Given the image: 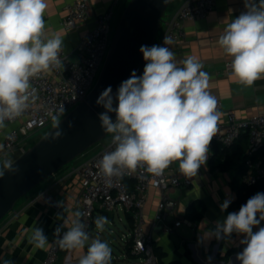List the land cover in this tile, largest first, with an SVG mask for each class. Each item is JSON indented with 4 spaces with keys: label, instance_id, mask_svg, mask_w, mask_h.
I'll list each match as a JSON object with an SVG mask.
<instances>
[{
    "label": "clouds",
    "instance_id": "1",
    "mask_svg": "<svg viewBox=\"0 0 264 264\" xmlns=\"http://www.w3.org/2000/svg\"><path fill=\"white\" fill-rule=\"evenodd\" d=\"M47 7V0H0V128L5 127V121L21 116L30 99H35L31 79L53 66H62L59 54L63 40L58 35L45 37ZM245 9L226 26L218 43L231 57L230 68L236 81L251 87L264 78V0H245ZM170 43L171 38L164 36L165 46L142 45L139 51L146 62L143 74L137 76L133 71L115 95L109 86L96 101L105 109L99 114L100 127L112 134L115 145L97 164L107 178L138 166L159 176L174 162L179 163L180 174L193 178L206 165L209 146L218 132L217 101L208 91L209 75L202 70L203 65L188 56L181 62L183 66H178L174 52L166 46ZM60 111L63 113L64 109ZM109 113H115V122ZM52 120L55 131L51 139L55 141L64 132L58 117L53 116ZM13 165L6 160L3 169L18 172ZM3 169L0 177L5 174ZM230 203L226 199L221 210ZM73 215L67 231L62 233L66 221L54 230L53 242L68 250L84 249L87 244L79 264H111L109 244L98 237L90 238L80 219L82 214L77 211ZM261 221L264 193H256L238 212L216 222L215 229L204 233L201 239L242 234L244 247L236 259L240 264H264V227L253 231ZM94 223L98 232H103L109 222L107 217L99 216ZM30 242L40 249L49 245L39 227L32 230Z\"/></svg>",
    "mask_w": 264,
    "mask_h": 264
},
{
    "label": "built area",
    "instance_id": "2",
    "mask_svg": "<svg viewBox=\"0 0 264 264\" xmlns=\"http://www.w3.org/2000/svg\"><path fill=\"white\" fill-rule=\"evenodd\" d=\"M91 1L74 0L66 4L63 8L64 17L60 22L61 27L73 30L81 22L86 21ZM122 1L113 0L108 11L96 19L94 26L81 38L75 48L69 51L62 47L59 54L61 67L53 66L49 71L31 79L32 88L35 89V99H30L28 107L21 116L5 121V125L10 126V129L5 132L3 143L0 145V165H4L6 160L13 162L12 155L25 152L27 139L53 125V116H57L60 121L86 100L107 60L114 38V10ZM216 6L217 0H179L174 12L168 18H164L161 25L163 32L158 45L165 46L164 36L171 38V43L166 45L171 50L185 44L186 23L208 18ZM226 74L233 76L230 64ZM216 101V111L219 113L222 102ZM61 108L64 109L63 113L60 111ZM217 127L218 132L213 137L209 149H214L215 146L232 147L240 138L246 136L249 150L242 182L248 187L264 182V160L257 157V153L264 148V115L257 114L242 119L236 112H232L225 121H218ZM108 136H110L108 141L104 139L97 143V150L82 157L68 175V177L76 176L81 187L80 219L85 224L87 232L93 230L97 233L94 223L97 217L112 218L111 223H113L115 216H120V211H123L127 218V232L121 237L123 258L134 261V264H161L155 251L154 235L146 228L145 209L149 191L154 188L161 192L152 223L153 229L161 227L168 234L175 233L182 226L196 230L197 222L185 215H179L180 202L171 196L176 190L190 188L194 182L193 178H185L180 174L178 162L172 163L159 176L138 166L135 170L124 169L121 175L107 178L101 173L97 164L105 152L114 150L112 134ZM201 173L199 169L198 174ZM39 201L56 210L61 209L62 206L52 195L51 187L36 196L34 202ZM129 217L132 218V224L128 220ZM4 220L0 222V239ZM67 229H62V233ZM53 241L54 238L50 241L41 264H59L61 253L66 249H61ZM127 246L130 247L132 256H136L135 258L128 255Z\"/></svg>",
    "mask_w": 264,
    "mask_h": 264
},
{
    "label": "crops",
    "instance_id": "3",
    "mask_svg": "<svg viewBox=\"0 0 264 264\" xmlns=\"http://www.w3.org/2000/svg\"><path fill=\"white\" fill-rule=\"evenodd\" d=\"M72 1L74 0H47L48 7L44 13L45 37L58 35L63 40V47L69 51L78 45L81 38L94 26L96 19L106 13L113 3V0H92L87 20L81 22L76 29L66 30L61 27L60 22L64 17V6ZM127 2L128 0H123L114 10L113 24L122 16ZM177 5L178 3L173 6L169 16ZM244 11L245 0H217L216 9L208 18L186 23L185 44L172 49L178 66H183L181 62L188 56L196 58L203 65L202 70L209 75L208 91L216 100L222 102L219 121H225L232 112H236L242 119L257 114L264 115V78L247 87L238 83L234 76H228L226 71L231 63V57L224 53L218 43L226 26ZM9 129L10 126L6 125L0 128V145L3 143L5 132ZM248 146V138L243 136L229 148L228 153H237ZM21 154L20 152L15 154L13 161ZM214 157V149H209L206 165L201 166V174L193 177V185L171 194L180 202L181 216H187L188 209L196 201L204 202L206 209L203 218L197 222L196 230L182 226L175 233L168 234L161 227L153 229L152 223L161 192L154 188L149 191L145 209L146 228L154 235L155 247L165 253L164 264H240L236 254L243 250L240 249L244 246L241 244V240L244 239L242 234L233 233L230 237L222 236L221 239L214 236L211 239H201L204 233L215 229L216 222H223L229 213L239 211L230 207L237 198L231 186L235 169L212 168L211 161ZM217 158L224 162L226 155L218 154ZM78 162L80 161L66 166L36 187L23 197L12 213L5 218L1 226L0 264L4 261H8L9 264H41L49 245L43 249L36 248L30 242L32 230L35 227L42 228L50 244L54 238V230L64 221L67 222L65 228L71 227L73 214L79 211L81 187L76 176L68 175ZM50 187L52 195L62 205L59 210L44 202H34L39 193ZM226 199L231 203L222 211L220 205ZM259 227L261 226L254 227L253 231H257ZM88 233L90 238H96L93 230ZM87 247L86 244L84 249L64 250L59 264H79V258L86 254Z\"/></svg>",
    "mask_w": 264,
    "mask_h": 264
},
{
    "label": "water",
    "instance_id": "4",
    "mask_svg": "<svg viewBox=\"0 0 264 264\" xmlns=\"http://www.w3.org/2000/svg\"><path fill=\"white\" fill-rule=\"evenodd\" d=\"M176 1L128 2L95 87L85 101L59 121L64 135L53 141V126L13 161V167L18 168V172L3 169L5 174L0 177V222L15 209L23 197L109 135L100 127L99 114L105 112V109L97 105L96 101L109 86L115 95L121 83L130 78L133 71L137 76L143 74L146 62L139 49L142 45H155L164 16ZM109 115L115 122V113ZM69 122L72 127H69Z\"/></svg>",
    "mask_w": 264,
    "mask_h": 264
},
{
    "label": "trees",
    "instance_id": "5",
    "mask_svg": "<svg viewBox=\"0 0 264 264\" xmlns=\"http://www.w3.org/2000/svg\"><path fill=\"white\" fill-rule=\"evenodd\" d=\"M178 1L179 0H177L176 2H178ZM174 4H172L170 6V8L173 7ZM229 148L230 147H221V146L215 147L214 148L215 157L211 161V166H212V168L219 167L222 170H228L230 168L235 169L236 173H235L234 179L231 182V186H232L233 190L236 192L237 198L234 202L231 203L230 207L233 209H239L242 205H244L247 202V200L250 197L254 196L256 193H258V192L264 193V182H261L258 185L253 186V187L246 186L242 182V176L246 172V160H247V156H248L249 146L247 148L241 149L239 152L233 153V154L228 153ZM218 154L226 155V159L224 162H220V160L217 158ZM257 157L264 160V148L261 149L257 153ZM205 209H206V206H205L203 201H196L188 209L187 217H189L190 219H192L195 222H199L204 216ZM128 220L132 224V222H133L132 218L129 217ZM260 226L264 227V221H261ZM243 247L244 246L240 247V249H243ZM126 250H127L128 255L131 258L136 257V256H132L129 246L126 247ZM155 251H156L157 255L159 256L161 264H164L163 263V257L165 256V253L160 248H156V247H155ZM171 264H174V263H171Z\"/></svg>",
    "mask_w": 264,
    "mask_h": 264
},
{
    "label": "rangeland",
    "instance_id": "6",
    "mask_svg": "<svg viewBox=\"0 0 264 264\" xmlns=\"http://www.w3.org/2000/svg\"><path fill=\"white\" fill-rule=\"evenodd\" d=\"M129 1L130 0H128V2ZM128 2H127V4H128ZM177 3L178 2H176L175 4H177ZM172 8L173 7H171L170 9L167 10L164 18H167L169 16L170 12L173 10ZM120 18L116 21V23L114 22L113 36L115 35V32H116L117 26L119 24ZM162 32H163V28L160 29V32L158 34L155 45H158V42H159L160 37L162 35ZM53 126L54 125H51L45 129H43L42 131L37 132V133L33 134L32 136H30L26 141L27 148L32 147L36 142H38ZM109 139H110V136L105 138V141H108ZM97 146H98V144L94 145L83 156L78 157L76 160L71 162L69 165H72L75 162L80 161L81 158L82 157L84 158L86 155L88 156V155L94 153L97 150ZM12 158L14 159L15 155H12ZM0 169H3V166H1ZM119 215L120 216H118V215L115 216L113 223H111L112 218H107L109 223L105 226V230L103 232H97L95 237L96 238L98 237L101 240L106 241L109 244V246L111 248V264H134V261L127 262L123 258L121 237H122L123 233L127 232L126 231L127 218H126V215L124 214L123 211H120ZM111 230H113V232Z\"/></svg>",
    "mask_w": 264,
    "mask_h": 264
}]
</instances>
